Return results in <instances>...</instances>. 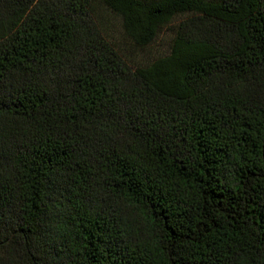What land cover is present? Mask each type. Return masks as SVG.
Instances as JSON below:
<instances>
[{
    "label": "trees",
    "instance_id": "16d2710c",
    "mask_svg": "<svg viewBox=\"0 0 264 264\" xmlns=\"http://www.w3.org/2000/svg\"><path fill=\"white\" fill-rule=\"evenodd\" d=\"M0 264H264V0H0Z\"/></svg>",
    "mask_w": 264,
    "mask_h": 264
},
{
    "label": "rangeland",
    "instance_id": "374dc122",
    "mask_svg": "<svg viewBox=\"0 0 264 264\" xmlns=\"http://www.w3.org/2000/svg\"><path fill=\"white\" fill-rule=\"evenodd\" d=\"M166 34H163L159 37L158 41L156 42L155 47L159 50H164L166 48Z\"/></svg>",
    "mask_w": 264,
    "mask_h": 264
}]
</instances>
